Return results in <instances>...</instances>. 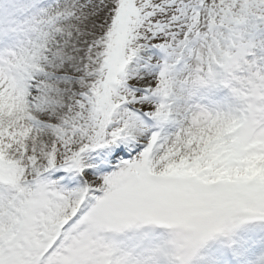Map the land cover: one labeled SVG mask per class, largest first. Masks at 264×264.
Segmentation results:
<instances>
[{"label":"snow or ice","instance_id":"1","mask_svg":"<svg viewBox=\"0 0 264 264\" xmlns=\"http://www.w3.org/2000/svg\"><path fill=\"white\" fill-rule=\"evenodd\" d=\"M0 264H264V0H0Z\"/></svg>","mask_w":264,"mask_h":264}]
</instances>
